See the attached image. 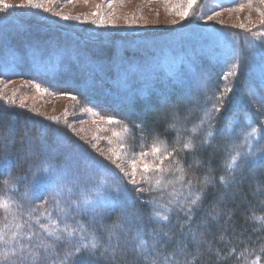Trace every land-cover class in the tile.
I'll return each instance as SVG.
<instances>
[{
	"label": "trees",
	"instance_id": "obj_1",
	"mask_svg": "<svg viewBox=\"0 0 264 264\" xmlns=\"http://www.w3.org/2000/svg\"><path fill=\"white\" fill-rule=\"evenodd\" d=\"M239 1L229 3L234 5ZM231 39L245 50L242 60L229 55ZM263 40L261 35L204 24L190 15L169 32L107 37L91 36L73 27L19 13L1 12L0 78H23L59 94L76 95L99 115L113 116L131 128L135 150L159 141L169 150L181 149L184 143L192 141L197 149L174 154L185 174L181 180L179 170L168 171L165 184H171L173 190L165 185L150 186L146 188L151 191L141 194L155 197L170 207V223L150 221L151 209L140 201L136 204L144 214L145 227L139 233L134 224L129 225L121 217L119 207L105 215V229L117 222L124 226L113 252L116 238H109L101 224L93 223L88 215L78 214L68 207V202L78 199L90 185H86L82 175L77 176L69 156L48 149L55 148L59 140L67 141L80 154L104 162L117 173L120 170L62 125L36 119L37 125H30L31 118L27 114H22L0 96V105L6 109L0 111V205L4 202L9 205L0 208V229L7 225L11 230L8 243L0 245V264H14L12 253L19 254L20 244L33 232L35 241L53 240L54 236L47 235L45 229L64 240L47 252L40 250L46 257L43 264H87L90 253L95 256L93 264H146L139 255L141 239L149 250L156 243L161 258L175 254L179 264H186L197 254L196 264H256L258 258L260 264H264V167L250 159L243 164L238 160L236 183L227 187L219 184V177L227 175L224 165L231 156L238 152L244 157L264 144V135H258L251 142L244 138L252 127L259 129L264 124V50L247 47L248 41ZM235 64L239 67L234 68ZM227 74L232 75V80L225 83ZM221 92L227 95L221 112L215 117V140L207 138L210 146L201 147V141L207 137L208 124L198 132L194 129L202 120L207 121L206 109L217 103L215 96ZM164 98L168 104H162L163 111L151 113L149 107L159 109V101ZM193 103H197L195 111H191ZM141 123L144 128L140 132L133 125ZM168 127L177 130H168ZM225 130L229 131L228 136L221 134ZM8 131L13 134L12 140L6 139ZM38 132L46 136L44 150L42 141L37 140ZM25 138L32 143L29 153L23 150ZM24 152L28 158L22 157ZM193 156L202 164L195 166ZM41 163L64 174L68 182L48 181L41 186L36 198H32L34 165ZM193 172L201 179L209 172L216 179L199 209L195 210L194 206L195 215L189 222L186 217L190 214L183 211V207H187L191 199L185 184ZM18 175H26L27 179L16 183L13 178ZM128 186L132 188L131 184ZM168 197L170 203L166 200ZM217 211L221 213L219 216H216ZM66 223L75 227L78 234L67 237L60 232ZM165 231L172 241L160 244L157 237ZM192 232L197 233L198 247L191 239ZM94 236L98 246L92 250ZM181 240L187 244L182 255L177 247ZM81 242L89 245V249L81 248L76 255L74 247H79ZM26 254L31 259L34 250Z\"/></svg>",
	"mask_w": 264,
	"mask_h": 264
},
{
	"label": "snow or ice",
	"instance_id": "obj_2",
	"mask_svg": "<svg viewBox=\"0 0 264 264\" xmlns=\"http://www.w3.org/2000/svg\"><path fill=\"white\" fill-rule=\"evenodd\" d=\"M84 2L87 3L88 0H84ZM185 3L187 7H185L182 11L177 12V14L182 18L189 17L191 10L197 4V0H185ZM261 3H264V0H261ZM110 4L111 0H109V6ZM27 7L41 8L42 5L36 3L35 0H22L21 3L15 5L6 3L5 0H0V11L5 13L13 8ZM97 7L99 8L100 5H97ZM45 11H50V9H45ZM92 15L99 16V12H94ZM62 19L69 20L72 18L65 15L62 17ZM76 19H79V17H76ZM208 19H211V17ZM100 23H104L103 18H100ZM247 47L251 49L261 48L264 50V41H248ZM229 55L237 60H242L245 56V50L239 47L235 39L230 40ZM233 67L238 68L239 64H235ZM230 74L234 75L235 73L230 72ZM225 79H227V77H225ZM35 87L38 91H48V89H41L39 83H37ZM228 91L230 92L231 89H228ZM62 94L69 95L73 101L77 100L76 95H71L67 92ZM226 95L227 93L221 92L219 95L215 96L217 103H213L210 109H206L208 116L207 121L202 120L200 126L194 129V131L198 132L203 128L205 123L208 124L207 137L205 140L201 141V147L210 146L207 145V138H212L215 140V117L221 112L222 103ZM162 103L166 104L167 98H164ZM4 110L6 109L3 107V105H0V111ZM86 111L90 112L91 109H86ZM96 114L98 113H94V115ZM101 119L105 120L110 125L118 122L113 116H101ZM68 127H71V125H68ZM133 127H138L140 130H143L144 125L141 123L139 125H133ZM231 131L234 132L235 129H232ZM221 134L223 136H228L229 131L225 130ZM258 135H264V124H261L259 129L252 127L251 131L247 132L244 138L245 140L251 142V140ZM43 147H47V141L42 137V148ZM123 147L124 145H121V148ZM196 149L197 146L192 141L184 143L181 149L173 147L171 150H169L168 146L164 145L162 142H154L150 151L140 150L139 152H136L133 150V154L128 159L130 171H126L121 164H116V168H118L120 173L123 175H120V173H117L114 169L102 161L95 160L88 157L87 155L80 154L76 147L67 141L59 140L57 141L55 148H49L48 150L52 153L61 152L62 154L69 156V158L73 160L77 176L79 177L82 175L86 185H90V187L86 188L78 199L70 200L68 202V207L70 210L74 209L78 214L88 215L93 223H100L101 229L107 231L109 238L115 237L117 240V245L113 247V252H115L119 244V235L124 231V226L122 223L117 222L110 228L105 229L103 225V219L105 215L114 212L116 208L119 207L121 217L125 218L129 225L134 224L135 230L137 233H139L143 230V227H145L143 223L144 214L140 207L136 204L137 201H140L141 204L146 205L151 209L148 216L150 221H163L170 223L171 221L169 213L172 212V209L166 204L160 203V201L155 197H146L141 195L151 191V188L138 186L140 184V179L144 180L150 185L151 181L149 180L148 173L179 170L182 173L180 179L183 180L185 170L182 167L181 161L177 159L174 154L184 150L195 152ZM110 151L113 152L116 160L121 158L119 153H116L113 149H110ZM150 156L152 157L151 160H149ZM170 157L172 159L170 160L168 168L162 167L164 165V161L169 160ZM192 159L197 166L202 164V161L196 156H193ZM249 159L251 161H256L262 167H264V144H259L256 151L251 152L244 157H241L240 153L238 152L235 156H231L230 160H228L224 165V167L228 170L227 175H221L219 177V184L223 187H227L230 184L236 183L235 170L240 166L238 165L237 161L240 160L241 164H243L249 161ZM34 167L36 168V171L33 173L34 190L31 192L32 198H36V194L39 192L41 186L48 181H55L57 183L68 182L67 177L61 172L52 169L51 165L45 167L44 164L41 163L39 165H34ZM41 173H50V175H41ZM138 176L140 179H137ZM26 179V175H18L13 178L16 183L22 182ZM215 179L216 178L210 175L209 172L204 173L202 179L195 172H193L191 178L187 180L185 187L190 190L189 194L191 199L188 202L187 207H183V211L190 214L186 217L189 222L193 220L195 210H198L199 206L203 204V200L208 192L209 186H215ZM160 183L161 180L157 179L156 184L159 185ZM129 184L132 185V188H129ZM73 191H76V189L74 188ZM220 199H223V197L221 196ZM194 206H196L195 210ZM0 207L8 208L9 205L7 202H4L2 205H0ZM220 214L221 213L219 211L216 212V216H219ZM66 219L67 214L65 216V220ZM5 227H7V225H5ZM129 230H131V228ZM45 231L47 230L45 229ZM81 231H83L82 228ZM60 232L66 233L67 237H72L78 234L77 229L67 223L65 224L64 228L60 229ZM35 235L36 233L33 232L32 235L26 237V241L24 243L20 244L19 254H17L15 251L12 253V255L15 257L14 264H43V261L46 259V257L42 255L40 250L43 249L44 252H47V250L54 247L55 244L64 240V237L49 232V236H54L53 240H49L47 242L43 239L35 241L32 238ZM181 235H184L182 228ZM164 238H167V240ZM191 239L196 242L194 246L198 247L200 241L196 232H192ZM157 240L160 244H164L171 242L172 237H170L169 233L165 231L161 236L157 237ZM0 242L8 243L4 240L2 230H0ZM17 243H19V241ZM97 246L98 243L96 237L94 236L90 248L95 250ZM140 246L142 251L139 253V255L141 259L146 261V264H179V259L175 254L173 256H163L161 258L156 243H154L151 250H149L144 240L141 239ZM177 247L179 248V254L182 255L185 252L187 244L181 240L177 243ZM81 248L89 249V245L83 244L81 242L79 247H74V254L78 255L81 252ZM33 250L34 254L32 255L31 259H29V256L26 253ZM4 259H8L7 255ZM94 259V254L90 253V255L87 257V264H93ZM198 260L199 256L197 254L193 256L191 260L187 261L186 264H196V261ZM256 264H260L259 258L257 259Z\"/></svg>",
	"mask_w": 264,
	"mask_h": 264
},
{
	"label": "rangeland",
	"instance_id": "obj_3",
	"mask_svg": "<svg viewBox=\"0 0 264 264\" xmlns=\"http://www.w3.org/2000/svg\"><path fill=\"white\" fill-rule=\"evenodd\" d=\"M229 1L231 0H197V5L191 10L190 16L204 24L251 32L254 35L263 36L264 39V3H261V0H241L237 4L231 5ZM5 2L15 5L21 3L22 0H5ZM35 2L41 4L42 7L13 8L8 12L23 14L35 20H45L73 27L91 36L105 35L107 37L134 35L136 33L169 32L175 25L185 19L177 12L187 7L185 0H111L110 6L109 0H88L87 3L84 0H35ZM97 5H100V7L98 8ZM45 9H50V11H45ZM94 12H99V16L92 15ZM65 15L72 19H62ZM76 17H79V19H76ZM209 17L211 19H208ZM100 18L104 19L103 24L100 23ZM225 77H227L225 83L232 80L230 74ZM36 84V82L23 78H0V96L4 102L12 104L22 114H27L28 118H31L30 125H37L35 119L60 124L83 144L95 150L115 166L121 164L126 171H130L128 159L135 150L132 146L134 132L131 128L118 120L117 123L110 125L101 119V115H94L97 112L78 97L77 100L73 101L69 95L56 93L42 84H40L41 89H48V91H38L35 87ZM228 89L230 88L228 87L227 91ZM249 89L252 92L251 88ZM162 100L159 101V109L149 107V111L158 114L163 111ZM122 104L129 105L127 103ZM196 107L197 103H193L191 111H195ZM86 109H91V111H86ZM161 118L163 116H160ZM68 125H71V127H68ZM171 128L174 131L177 130V128ZM171 128L168 127L167 129L170 130ZM7 134L9 136H6V139L10 138L9 140H12L11 136L13 134L9 131ZM42 137L43 139L46 138L43 133L38 132L37 140L42 141ZM54 139L56 140L57 137H54ZM176 139H178V136ZM157 143H160V141ZM22 144L23 150L29 153L32 147L31 140L25 138L22 140ZM152 144L135 151H150ZM121 145H124V147L121 148ZM110 149L119 153L121 158L116 160ZM22 157L28 158V155L25 153ZM151 159L150 156L149 160ZM170 160L171 157L169 160H165L162 167L168 168ZM195 166L197 165L195 164ZM168 174V171L148 173L151 181L150 185L138 176L137 179H140L138 186L146 188L165 185L173 190L171 184H165L168 181ZM157 179L161 180L159 185L156 184ZM170 190L169 192H171ZM167 199L170 203L171 198L168 197ZM0 230L3 231L4 240L6 241L7 236L11 235V230L9 231L8 228L3 226ZM49 232L54 233L47 230V233ZM1 243L3 242H0L2 246ZM4 255L2 253V256Z\"/></svg>",
	"mask_w": 264,
	"mask_h": 264
}]
</instances>
